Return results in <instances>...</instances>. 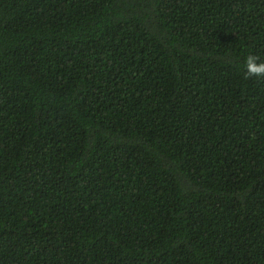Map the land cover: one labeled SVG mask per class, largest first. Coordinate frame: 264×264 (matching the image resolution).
Returning a JSON list of instances; mask_svg holds the SVG:
<instances>
[{
  "label": "trees",
  "instance_id": "trees-1",
  "mask_svg": "<svg viewBox=\"0 0 264 264\" xmlns=\"http://www.w3.org/2000/svg\"><path fill=\"white\" fill-rule=\"evenodd\" d=\"M264 0H0V264H264Z\"/></svg>",
  "mask_w": 264,
  "mask_h": 264
},
{
  "label": "clouds",
  "instance_id": "clouds-1",
  "mask_svg": "<svg viewBox=\"0 0 264 264\" xmlns=\"http://www.w3.org/2000/svg\"><path fill=\"white\" fill-rule=\"evenodd\" d=\"M247 71L250 74L264 75V64H257L253 58L249 59Z\"/></svg>",
  "mask_w": 264,
  "mask_h": 264
}]
</instances>
